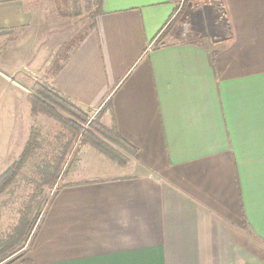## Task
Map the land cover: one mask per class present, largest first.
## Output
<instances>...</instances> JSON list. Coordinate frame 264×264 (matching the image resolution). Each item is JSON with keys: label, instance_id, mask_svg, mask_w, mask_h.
<instances>
[{"label": "crops", "instance_id": "crops-1", "mask_svg": "<svg viewBox=\"0 0 264 264\" xmlns=\"http://www.w3.org/2000/svg\"><path fill=\"white\" fill-rule=\"evenodd\" d=\"M100 1L47 82L116 130L124 165L74 161L12 264H264V0H197L219 7L216 33L155 48L175 0ZM57 5L0 0L9 75H45L72 35L60 41L71 31ZM11 113L0 161L27 139Z\"/></svg>", "mask_w": 264, "mask_h": 264}, {"label": "rangeland", "instance_id": "rangeland-1", "mask_svg": "<svg viewBox=\"0 0 264 264\" xmlns=\"http://www.w3.org/2000/svg\"><path fill=\"white\" fill-rule=\"evenodd\" d=\"M175 1L178 14L171 22L170 26L164 30L159 44L188 41L193 34L216 33L217 28L220 26L219 23L223 19L219 7H214L211 2H199L197 0ZM65 4L66 3L60 2V10L61 12H68L69 15L64 19L68 22V27L71 32H67L64 36H61L60 41L67 40L70 36L69 33H72V35L75 34L91 16V14H89L91 11L85 8L84 3L79 4L78 2H70L68 7H65ZM56 22H60V19H56ZM77 43L78 42H76V44ZM74 46L69 47L68 50L65 49L60 54L59 64L63 62L62 58H64V56L67 57L68 52ZM3 47L4 46L0 45V56ZM9 74L0 65V122L2 125L11 124L10 122H12L13 119V117H11V112L13 110L15 131H18L19 136L25 132L27 138L24 140L25 142L28 141L30 136H33L36 139L37 148L15 180L9 186H6L0 193V252L4 250V248L7 250L3 256L0 257V260L8 254L9 250L16 252L21 246L27 245L28 240L26 241V237L23 240H18L16 229L23 220L30 223V225L37 222L46 211L48 207L47 203L52 197L53 192H56L62 187L63 183L66 182V175L73 172L74 161L75 164L80 163V168L82 169L96 168L99 166V161H101V159L106 161L104 156L99 155L94 149L83 144L84 138H82V136H74V133L72 134V129H70V125L74 123L76 127L83 130V133L86 132L93 135L100 140L103 145L106 144L108 148L114 151L118 157H121L119 151L123 149L120 145L112 144L102 136L94 133L91 129L92 124L97 123L98 120L101 124V117L99 116L97 120V113L95 112H83L75 107L78 112L87 114V122H85V124L75 119L76 117H68L66 114L60 113L61 117L64 118L67 123H70L67 126L59 125L57 121L47 115L32 113L31 106H28L26 98L28 95L33 94L32 91L34 88L40 86L52 92V94L54 93V90L48 85L47 80L50 74L47 72L45 75H30L21 70L19 73L15 72L12 75ZM6 84H8L9 87L16 86L15 88L20 91L19 95L16 93L15 100H18V104H16L15 101L14 109L11 104H8V90L4 87ZM8 85L6 86L8 87ZM76 115L79 116L78 114ZM55 139L57 147L64 146L66 142L71 140V147L67 150L66 154L64 152V160L61 164L54 162L52 157L55 158L57 155L53 154L52 148L49 147L55 148ZM19 140L20 138L17 136L16 142ZM78 152L83 155H80L81 159L79 161L77 160ZM19 153L20 152L14 150L12 155L8 158L4 156V159L0 161V176L7 170V167L17 160ZM1 159L2 156H0V160ZM55 174L56 179L53 178ZM14 258L15 257H10L0 264H12L13 260H16Z\"/></svg>", "mask_w": 264, "mask_h": 264}, {"label": "trees", "instance_id": "trees-1", "mask_svg": "<svg viewBox=\"0 0 264 264\" xmlns=\"http://www.w3.org/2000/svg\"><path fill=\"white\" fill-rule=\"evenodd\" d=\"M57 5V11L60 16H66L67 12H61V5L58 0H55ZM58 2V3H57ZM95 7H91L89 3L85 4V8L89 9L91 12L90 19L78 30L73 34L64 44L61 46L57 54L55 55L54 59L52 60L49 68L47 69V73L50 75L55 74L61 67V64H59V59H60V54L69 47H72L76 44V42H81L84 35L86 34L87 31L91 30L93 28V22L95 20V17L98 15L100 12L99 4L101 3L100 0H95ZM93 8V9H91ZM178 14V9L176 8L174 15L172 16L170 22L163 28V30L160 32V34L155 38V40L152 42V47L155 48L157 46L163 45L159 44V41L162 39V34L164 30L170 26L171 22L174 20V18ZM78 39V40H77ZM66 59V56L62 58V61ZM33 94H30L27 96V101L29 105L31 106V111L33 114H44L47 115L50 118H53L57 123L61 126H67L70 124L69 122L61 117L60 113L66 114L68 117H76L75 119H78L79 122L84 123L86 121V116L87 114L83 112H78L75 108V106L70 103L67 99L63 98L60 96L58 93L54 91L52 92L48 91L45 88H42L40 86L36 87L33 89ZM110 104L108 101L106 104ZM105 108H108V105L105 106ZM78 114L79 116H77ZM100 114H97V120L99 118ZM70 129H72V134L74 136H82L84 138L83 144L89 146L90 148L94 149L99 155H102L105 157V159L109 160L110 162L118 165V166H123L124 161L121 157H118L117 154L112 151L106 144H102L100 140H98L96 137L93 135H90L88 133H83V130L81 128H78L74 125H70ZM91 129L94 131V133L102 136L106 140H108L112 144H118L121 145V141L116 133V130L114 128H106L103 125L99 123V120L97 123L92 124ZM69 130V128H68ZM71 140L66 142L64 146H56L57 142L56 139L54 141L55 148L49 146L52 148L53 154L57 155L55 158L52 157L54 162L57 163H62L64 160V152L66 154L67 150L71 147ZM62 145V144H61ZM123 146V145H121ZM37 148V143L36 139L33 136H30L28 141L25 143L24 147L22 148L18 158L16 161L10 165L7 170L0 176V193L5 189L6 186H9L17 177V175L20 173V171L25 167L26 163L32 156L33 152ZM47 164V163H45ZM56 179V174L55 177ZM48 206V203H47ZM47 209V208H46ZM43 215V214H42ZM40 219V218H39ZM37 220V222L39 221ZM37 222L33 223L30 225V223L25 222L24 220L20 223L19 227L16 229L17 231V238L18 240H23L26 237L27 244H29L31 238H32V232L34 231ZM16 234V233H15ZM28 246H21L18 248V250L15 252L13 250H9L8 254L0 260V263L4 262L5 260L9 259L10 257H15L14 259H17L21 257L24 253V251L27 249ZM7 250L4 248L0 252V257L3 256V254Z\"/></svg>", "mask_w": 264, "mask_h": 264}]
</instances>
